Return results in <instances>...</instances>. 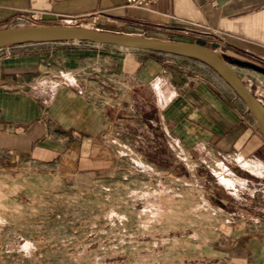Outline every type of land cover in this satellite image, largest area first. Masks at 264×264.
I'll return each mask as SVG.
<instances>
[{
	"label": "crops",
	"instance_id": "obj_1",
	"mask_svg": "<svg viewBox=\"0 0 264 264\" xmlns=\"http://www.w3.org/2000/svg\"><path fill=\"white\" fill-rule=\"evenodd\" d=\"M26 10L99 12L94 22L100 25L198 42L219 54L264 63V0H158L148 9L126 7L121 0H0V28L14 26ZM27 46L0 56V159L29 156L67 168L107 167L111 150L103 138L119 135L123 124L138 138L151 124L153 133L188 150L211 146L248 156L264 146L250 113L234 105L235 93L216 91L217 80L204 77L196 59L83 42ZM43 62L81 74L83 83L45 79ZM124 97L131 114L106 102ZM134 104H151L158 124ZM233 236L247 264H264V231Z\"/></svg>",
	"mask_w": 264,
	"mask_h": 264
},
{
	"label": "rangeland",
	"instance_id": "obj_2",
	"mask_svg": "<svg viewBox=\"0 0 264 264\" xmlns=\"http://www.w3.org/2000/svg\"><path fill=\"white\" fill-rule=\"evenodd\" d=\"M94 21L81 25L137 33ZM49 24L60 23L38 25ZM196 63L204 77L217 80L216 91L233 93L212 69ZM232 67L264 105V74ZM75 78L83 83L81 74ZM235 96L237 110L249 114ZM106 102L131 114L126 97ZM133 106L158 124L151 104ZM126 125L103 138L111 150L107 167L0 159V264H247L232 237L264 231V146L248 156L211 146L188 150L153 133L151 124L141 138Z\"/></svg>",
	"mask_w": 264,
	"mask_h": 264
},
{
	"label": "water",
	"instance_id": "obj_3",
	"mask_svg": "<svg viewBox=\"0 0 264 264\" xmlns=\"http://www.w3.org/2000/svg\"><path fill=\"white\" fill-rule=\"evenodd\" d=\"M64 41H83L96 45H112L196 59L212 69L238 96L252 116L259 135L264 140V105L232 67V65H238L264 74V67L259 64L235 57L225 60L221 54L198 42L167 40L92 26L49 24L0 28V47L21 43Z\"/></svg>",
	"mask_w": 264,
	"mask_h": 264
},
{
	"label": "built area",
	"instance_id": "obj_4",
	"mask_svg": "<svg viewBox=\"0 0 264 264\" xmlns=\"http://www.w3.org/2000/svg\"><path fill=\"white\" fill-rule=\"evenodd\" d=\"M126 7L144 8L148 9L150 5L158 0H121ZM85 15H58L49 13L41 10H26L22 11L15 17L14 26L17 25H38L40 23H45L48 21H59L62 25H81L90 18L92 21L98 18V14L93 13L91 17ZM64 42H83V41H64ZM29 43L13 44L8 46L0 47V56H9L18 47L25 46ZM91 44V43H90ZM42 76L52 82L57 83H72L80 85L79 81L75 78V73L65 70L58 66L55 69H51L50 64L46 63L42 70Z\"/></svg>",
	"mask_w": 264,
	"mask_h": 264
}]
</instances>
